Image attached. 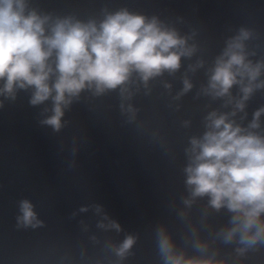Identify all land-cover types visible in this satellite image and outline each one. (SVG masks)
<instances>
[{
  "label": "clouds",
  "instance_id": "9594fccd",
  "mask_svg": "<svg viewBox=\"0 0 264 264\" xmlns=\"http://www.w3.org/2000/svg\"><path fill=\"white\" fill-rule=\"evenodd\" d=\"M185 23L183 16L162 19L127 6L104 4L82 17L44 10L37 0H0V109L24 93L40 109L38 125L54 135L72 124L66 116L74 105L102 111L106 120L115 110L119 126L137 140L172 163L183 156V191L167 201L178 227L157 221L151 228L158 264H264V105L251 119L247 110L264 92L260 33L229 27L232 34L209 58L200 29L177 26ZM189 95L203 101L196 130L190 116L168 119ZM109 98L115 104H105ZM139 98L162 102L167 115L142 114ZM88 139L72 136L73 157ZM17 207L18 231L46 227L30 199ZM89 212L96 231L80 219L78 251L54 247V264H126L140 233L126 231L99 203L81 205L69 219ZM221 216L227 219L218 223Z\"/></svg>",
  "mask_w": 264,
  "mask_h": 264
}]
</instances>
